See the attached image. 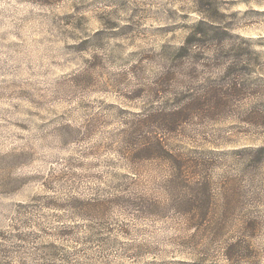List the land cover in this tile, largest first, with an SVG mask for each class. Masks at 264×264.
<instances>
[{
	"label": "rangeland",
	"instance_id": "rangeland-1",
	"mask_svg": "<svg viewBox=\"0 0 264 264\" xmlns=\"http://www.w3.org/2000/svg\"><path fill=\"white\" fill-rule=\"evenodd\" d=\"M17 3L32 6L20 18L26 38L41 46L57 37L80 38L79 44H64V49L74 53L99 50L92 52L91 62H85L100 71L95 76L87 73L83 88L78 90L103 96V111L115 112L111 120L87 117L82 125L84 136H61V153L68 154L54 153L45 160L31 145L13 142L24 138L29 131L27 123H4L5 114L14 115L24 104L33 105L24 108L30 115H39L40 105L20 88L17 79L4 80L0 63V264H199L189 257L198 251L204 253L209 243L223 246L239 219L240 205L233 178L217 175L221 168L218 154L254 157L258 169L264 168V109H257L250 119H234L228 103L230 96H236L264 104V0ZM239 5L247 8L245 23L221 27L220 20L237 16ZM225 6L237 11L228 13ZM150 38L162 41V59H190L208 71L223 68L217 88L209 91L193 86L192 95L165 101L162 111L135 119L138 113L134 102L142 92L125 93L109 83L93 87L98 78L106 77L109 68L124 69L132 60L136 63L127 71L112 72L111 76L123 83L129 75L143 71L145 61L160 55L151 44L141 47ZM15 43L8 46L13 51ZM2 56L0 48V60ZM22 70L23 65L17 64L8 75H18ZM72 79L79 84L77 77ZM211 80L206 77L205 84ZM242 81L246 87L238 93L230 88L231 82L240 87ZM167 91L162 87L154 90V98ZM6 101L11 103L9 108L4 106ZM184 105L188 109L181 117L183 121L178 120L175 130L166 132L162 112ZM81 107L91 105L82 103ZM194 117L197 123L208 125L196 133L203 148L189 147L195 136L181 127ZM117 122L124 127L109 133L87 153H79L105 157L103 162L93 159L86 163L68 151L71 145L91 139ZM71 127L61 124L56 131ZM159 143L167 144L182 157L178 165L168 162L158 148H147ZM176 176L180 182L177 187L172 186ZM247 227L258 230L252 224ZM240 251L235 246L218 251L214 264H232L233 257L241 261L251 257V253L241 256ZM203 264H208L206 255Z\"/></svg>",
	"mask_w": 264,
	"mask_h": 264
},
{
	"label": "clouds",
	"instance_id": "clouds-1",
	"mask_svg": "<svg viewBox=\"0 0 264 264\" xmlns=\"http://www.w3.org/2000/svg\"><path fill=\"white\" fill-rule=\"evenodd\" d=\"M31 7V5H19L17 0H0V21L3 22V27L0 28V34H2L0 36V48L3 50L0 63L3 65L4 80L7 82L9 78L17 79L20 88L26 90L30 94L29 98L40 105L37 109L40 114L30 115L24 108H31L33 105L24 104V108L15 112L14 115L5 114L4 123L7 124L9 120L27 123L29 131L24 133V138L13 142L24 147L31 145L36 150L38 157L47 160L54 153L68 154L67 152L61 153V136L65 139L72 137L79 139L85 134L82 125L87 117L96 116L103 120H111L115 110L103 111L104 106L100 104L103 96L99 94L93 96L78 90L83 88V77L87 73H92L95 76L100 71V69L89 68L88 63L85 62V60L91 62L92 52L99 50L90 49L87 53H74L64 49V44H79L80 38L70 40L67 37H57L43 46L35 40L26 38L27 34L20 26L22 23L20 18ZM225 8L228 13L237 11V9L227 8V6ZM225 8L221 10L224 11ZM238 9L235 18L226 16L219 21L220 26H242L245 23L244 15L247 8L239 5ZM12 41L16 42L15 51L8 47ZM161 43L162 41L154 42L151 38L147 42L141 43V47L151 44L155 52L160 53L155 60L144 62L143 71H138L136 75H129L123 83H119L115 77L111 76L112 72L119 74L127 71L131 64L136 63L135 60H132L131 64L124 69L109 68L106 77L98 78L93 87L99 88L105 83H109L113 88H119L125 93L142 92L140 98L134 102L138 113L135 119H140L150 112L162 111L165 101L175 102L185 95H192L193 86L208 89H213L216 86V82L224 73L223 68L208 71L203 69L201 65L194 64L190 59L183 60V62H178L171 56L168 59H162ZM178 43L182 44V41ZM127 54L125 51L124 55L127 56ZM17 64H22L23 70L19 71L18 75L13 72L12 77H9L8 73L13 71ZM195 76L198 78H193ZM74 77L78 78V85L73 83L72 78ZM206 77H212L213 80L205 84ZM161 87L167 88L168 91L161 94L159 98H154V90ZM245 87L246 84L242 81L241 90ZM91 91L90 89L89 93ZM73 93H77L75 99H72ZM82 103H87L91 107H81ZM228 103L234 119L236 117L250 119L257 109H264V104L257 105L251 100H241L236 96H230ZM4 106L9 108L11 103L6 101ZM62 115L71 118L64 120L61 118ZM124 119H129V117H124ZM49 121L53 122L49 123ZM61 124H70L72 127L57 132L56 130ZM207 126L206 123L203 125L197 123L195 117L188 124L181 126L187 133L195 136V142L189 147H205L196 133L198 129ZM121 127L124 126L117 122L110 129H101L91 139H85L82 143L71 145L68 151L78 156L80 152L87 153L98 142L107 139L109 133H116ZM76 129H79L78 133ZM218 156L221 168L217 175L223 174L233 178L237 203L240 205L237 213L239 219L235 228L230 230V238H226L223 246L219 243H209L204 253L201 254L198 251L189 259L203 264L206 255L208 264H214V258L218 251L224 252L229 247L235 246L241 249V256H248L251 253V257L243 261L239 260V257H233L232 264H264V168L258 169L254 157L246 158L242 154L233 153H219ZM79 158L85 160L86 163L88 160L97 159L103 162L106 159L100 156H79ZM93 170L99 171L100 169ZM248 224L257 226L258 230L254 231L247 227Z\"/></svg>",
	"mask_w": 264,
	"mask_h": 264
},
{
	"label": "trees",
	"instance_id": "trees-1",
	"mask_svg": "<svg viewBox=\"0 0 264 264\" xmlns=\"http://www.w3.org/2000/svg\"><path fill=\"white\" fill-rule=\"evenodd\" d=\"M230 88L237 90L236 92L238 93L240 90V87H238V85L236 84V82H231L230 84ZM217 87H214L213 89L215 90ZM213 89H209V91L213 90ZM166 107V106H164ZM188 109V106H182V107H175L172 110H165L164 112H162V117L163 119L166 121V132H170L175 130V124L177 123L178 120L183 121V119L181 118L184 114H186V111ZM149 150L153 149V148H158L160 152H162L166 158V160L169 162H171L174 167L175 164L178 165V161L182 159V157H180L178 154H176L177 152L174 151L173 148H170L167 144L165 143H159V146H149L147 147ZM171 180V179H170ZM180 182L178 181V176H176L173 180H172V186H179Z\"/></svg>",
	"mask_w": 264,
	"mask_h": 264
}]
</instances>
